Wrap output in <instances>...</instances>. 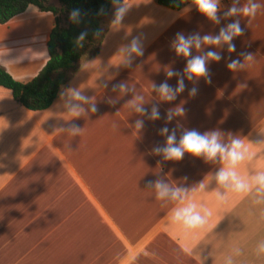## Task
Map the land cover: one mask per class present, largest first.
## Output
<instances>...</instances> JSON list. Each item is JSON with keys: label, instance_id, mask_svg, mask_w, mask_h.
Returning <instances> with one entry per match:
<instances>
[{"label": "crops", "instance_id": "0c3cea01", "mask_svg": "<svg viewBox=\"0 0 264 264\" xmlns=\"http://www.w3.org/2000/svg\"><path fill=\"white\" fill-rule=\"evenodd\" d=\"M124 3L123 20L112 23L113 5L103 19L107 30L100 51L82 58L60 90L83 92L96 112L84 105L81 116L69 118L60 92L49 107L32 110L0 85V264H125L129 254H135L131 264H224L227 255H233V264H264V256L254 255L256 243L264 240V204L230 195L217 205L213 183L200 197L213 210L208 225L185 233L167 224L174 202L156 200L147 186L158 176L191 186L221 166L188 153L179 161L152 154V147L165 142L160 129L166 123L170 130L177 122L200 132L220 130L225 141L229 134L245 136L257 153L254 163L264 167V0L254 17L240 18L244 32L233 38L235 51L228 52L227 45L192 49L198 55L212 48L221 60L208 62V78H185L172 101L160 99L152 86L167 81L175 88L178 76L168 77V70L183 75L188 58L171 47L175 34L216 35L235 17L217 24L192 0L180 9L156 0ZM230 4L220 0L218 15ZM29 8L0 23V64L20 81L31 80L46 64L55 23V15ZM136 36L143 55L133 54L125 66L119 49ZM241 51L252 59L240 57L243 66L229 70L226 58ZM117 84L130 91L114 89ZM194 86L197 92L190 95ZM137 96L148 111L157 105L158 119L135 111ZM177 106L185 111L166 122V112ZM137 119L143 120L141 129L135 128ZM72 123L78 134L71 133ZM182 244L191 251H182Z\"/></svg>", "mask_w": 264, "mask_h": 264}, {"label": "clouds", "instance_id": "9594fccd", "mask_svg": "<svg viewBox=\"0 0 264 264\" xmlns=\"http://www.w3.org/2000/svg\"><path fill=\"white\" fill-rule=\"evenodd\" d=\"M111 3L115 6L112 23L118 25L127 13L128 6L125 5L124 0H111ZM192 3L200 13L217 24L220 23L222 17H235V19L221 27L216 35L193 33L185 36L181 32L175 34L171 47L176 54L188 59L183 68V75L173 70L166 72L168 77L178 76L175 88L171 87L167 81L152 86L159 98L165 101L174 100L177 94L183 91L185 78L188 80L200 77L208 78V62L221 60V54L217 50L209 48L201 54L193 55V48L200 49L202 45H214L217 47L227 45L228 52L235 51L236 45L232 43L233 38L242 35L244 32L240 18L254 17L257 10L261 7L259 0H231L227 10L218 15L220 0H192ZM79 14V9H73L69 14V19L73 22H78ZM86 35L87 32L79 33L76 37L77 46H82ZM96 35H99V31L96 32ZM119 51L124 54V65L130 66L134 59L133 54L135 56L143 55L144 50L140 37H133ZM240 57H243L244 60H251L253 55L241 51L236 58H226V67L231 71L241 68L243 62ZM113 88H119L121 91H130V89H126L124 84L113 85ZM196 92L197 88L194 86L190 89L189 94L195 95ZM60 96L65 97L64 105L69 118L81 116L85 112L84 105H88V110L91 112L97 111L96 104L92 102V99L74 87L61 91ZM142 101L143 97L141 96H137L132 101L135 111L146 115L149 120L158 119L160 113L157 105H153L151 110L148 111L142 106ZM107 102L114 104L116 101L109 99ZM184 111L179 106L169 109L166 112L165 121H172L175 116L181 115ZM142 126L143 120L137 119L135 128L141 129ZM68 127L73 135L80 132L79 126L75 123L69 124ZM177 128L182 129L179 138H177ZM62 129L63 126L61 127ZM160 134L165 136V142L162 145L157 144L152 147L151 153L159 155L164 161H179L185 153H188L195 157H203L206 161L221 164L214 172L205 175L191 186L171 184L162 176H158L155 180L147 181V186L154 189L156 200L174 202V206L171 207L167 216L168 225L179 226L185 233L204 229L209 223V218L213 215V210L200 197H202L201 194L208 191L209 186L213 183L217 186L216 190L212 192L217 205L227 203L230 195L250 196L254 205L264 204V167L254 163L257 153L251 150L250 144L246 142L248 139L245 136L229 134L227 141H225L223 139L224 133L220 130L200 132L195 128L184 129L179 122L171 130L166 123L160 129ZM241 165H246V168L241 170ZM183 179L186 180L187 177ZM220 189H223V191ZM181 250L185 253L191 251L187 244H182ZM234 254L239 255L240 249H234ZM254 255L257 258L264 256V240L256 243ZM134 260L135 254H129L125 264H131ZM224 264H233V255H227L224 258Z\"/></svg>", "mask_w": 264, "mask_h": 264}, {"label": "trees", "instance_id": "16d2710c", "mask_svg": "<svg viewBox=\"0 0 264 264\" xmlns=\"http://www.w3.org/2000/svg\"><path fill=\"white\" fill-rule=\"evenodd\" d=\"M0 0V23L36 5L42 11L55 15V23L48 39L49 59L39 73L29 81L15 79L0 64V85L10 89L14 98L32 110L49 107L62 87L69 82L84 57H91L100 51L107 30L104 18L113 4L111 0ZM158 3L180 9L185 0H156ZM73 9H79L78 22L69 19ZM99 31V35L96 32ZM87 32L82 46H77L76 37Z\"/></svg>", "mask_w": 264, "mask_h": 264}, {"label": "rangeland", "instance_id": "374dc122", "mask_svg": "<svg viewBox=\"0 0 264 264\" xmlns=\"http://www.w3.org/2000/svg\"><path fill=\"white\" fill-rule=\"evenodd\" d=\"M50 3L52 4H59V1L58 0H49ZM30 8L29 9H35L37 11H39L40 13L44 14V15H48L50 18H54V14L52 12H42L39 10V8L36 6V5H30L29 6Z\"/></svg>", "mask_w": 264, "mask_h": 264}]
</instances>
